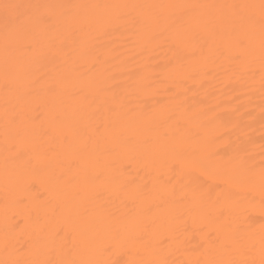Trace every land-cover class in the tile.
Listing matches in <instances>:
<instances>
[{
    "label": "bare ground",
    "instance_id": "1",
    "mask_svg": "<svg viewBox=\"0 0 264 264\" xmlns=\"http://www.w3.org/2000/svg\"><path fill=\"white\" fill-rule=\"evenodd\" d=\"M0 264H264V0H0Z\"/></svg>",
    "mask_w": 264,
    "mask_h": 264
},
{
    "label": "snow or ice",
    "instance_id": "2",
    "mask_svg": "<svg viewBox=\"0 0 264 264\" xmlns=\"http://www.w3.org/2000/svg\"><path fill=\"white\" fill-rule=\"evenodd\" d=\"M6 7H16V6H14V5H6Z\"/></svg>",
    "mask_w": 264,
    "mask_h": 264
}]
</instances>
